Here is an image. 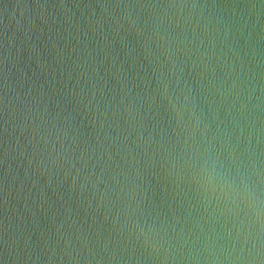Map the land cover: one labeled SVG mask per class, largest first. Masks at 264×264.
Returning <instances> with one entry per match:
<instances>
[{
  "label": "water",
  "instance_id": "obj_1",
  "mask_svg": "<svg viewBox=\"0 0 264 264\" xmlns=\"http://www.w3.org/2000/svg\"><path fill=\"white\" fill-rule=\"evenodd\" d=\"M0 264H264V0H0Z\"/></svg>",
  "mask_w": 264,
  "mask_h": 264
}]
</instances>
